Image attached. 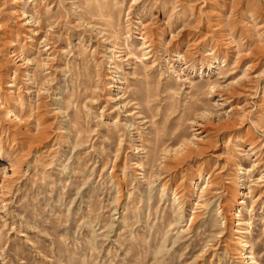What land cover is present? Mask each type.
<instances>
[{
    "label": "rangeland",
    "instance_id": "rangeland-1",
    "mask_svg": "<svg viewBox=\"0 0 264 264\" xmlns=\"http://www.w3.org/2000/svg\"><path fill=\"white\" fill-rule=\"evenodd\" d=\"M228 1L0 0V264H237V221L264 264V0Z\"/></svg>",
    "mask_w": 264,
    "mask_h": 264
},
{
    "label": "bare ground",
    "instance_id": "bare-ground-1",
    "mask_svg": "<svg viewBox=\"0 0 264 264\" xmlns=\"http://www.w3.org/2000/svg\"><path fill=\"white\" fill-rule=\"evenodd\" d=\"M228 1V0H227ZM243 1V0H242ZM226 2V1H225ZM229 2V1H228ZM234 2H236V1H234ZM241 2V0H239V1H237V3H240ZM246 2V1H245ZM229 4H231V3H229ZM234 4V3H233ZM243 4V3H242ZM107 6V5H106ZM111 6H113V5H110V7ZM226 6H228V5H226ZM238 6V4H235V5H233L232 7H237ZM242 6V5H241ZM247 6V5H246ZM230 7H231V5H230ZM250 7V6H249ZM254 7V6H253ZM105 8H107V7H105ZM186 9V6H185V8H184V10ZM244 9V8H243ZM242 9V10H243ZM251 9V8H250ZM256 9V8H255ZM233 10V9H232ZM235 10V9H234ZM238 10V9H237ZM246 12H247V10H245ZM244 11V12H245ZM183 12V11H182ZM185 12V11H184ZM235 12V11H234ZM243 12V11H242ZM231 13H233L232 11H231ZM254 13H255V11H254ZM236 14V13H235ZM235 14H233V16L235 15ZM240 14H242V13H240ZM245 14V13H244ZM243 14V15H244ZM243 15H242V17H243ZM253 15V14H252ZM255 15V14H254ZM260 15V14H259ZM248 16V15H247ZM258 16V15H257ZM260 18V17H259ZM219 25V24H218ZM223 25V24H222ZM218 28V27H217ZM223 30L225 31V29L223 28ZM220 31V30H219ZM223 31V32H224ZM5 33V32H4ZM7 33V32H6ZM8 34V33H7ZM4 35H6V34H4ZM3 35V36H4ZM141 35H143V42H142V48H149L150 49V46L148 45V44H150L149 43V41H147L146 40V38L147 39H149V37H150V35L149 34H146L144 31L143 32H141ZM228 35V34H227ZM251 35V34H250ZM252 36V35H251ZM250 36V37H251ZM220 37V36H219ZM226 38H227V36H225ZM250 37H249V39H250ZM5 38H7V37H5ZM9 38H10V36H9ZM223 38V37H222ZM220 39V38H219ZM248 39V38H247ZM253 39V38H252ZM251 39V40H252ZM224 40V39H223ZM233 40V39H232ZM3 41V40H2ZM219 41V40H218ZM227 41V40H226ZM257 41V40H256ZM220 42H221V40H220ZM232 42V41H231ZM230 42V43H231ZM223 43V42H222ZM48 44V43H47ZM226 44H227V42H226ZM3 45V44H2ZM225 45V44H224ZM229 44H227V46H228ZM256 45V44H255ZM1 46V45H0ZM13 46V45H12ZM262 46V45H261ZM16 47V46H15ZM251 47V46H250ZM249 47V49H252V47L250 48ZM13 48V47H12ZM238 48H239V45H238ZM259 48V47H258ZM17 49V48H16ZM256 49V48H255ZM151 50V49H150ZM228 50V49H227ZM234 50V49H233ZM248 50V49H247ZM264 50V49H263ZM263 50H262V52H263ZM17 51V50H16ZM238 51V50H237ZM251 51V50H250ZM255 51V50H254ZM253 51V52H254ZM260 51V50H259ZM240 52H241V50H240ZM252 52V51H251ZM250 52V53H251ZM257 52V51H256ZM261 52V51H260ZM146 53V52H145ZM237 53H239V52H237ZM237 53H235V54H237ZM242 54H243V52H241ZM241 53H239L240 55H241ZM224 54H225V52H224ZM264 54V53H263ZM144 55V54H143ZM146 55V54H145ZM248 55H250V54H248ZM237 56H239V55H237ZM255 56V55H254ZM256 56H257V54H256ZM263 56V55H262ZM239 57H241V56H239ZM243 57H244V55H243ZM259 57H261V56H259ZM242 59V58H241ZM259 59V58H258ZM1 60V59H0ZM2 63V61L0 62V64ZM3 65V64H2ZM2 65H0V72H3L2 71ZM3 74V73H2ZM15 74V73H14ZM10 76V75H9ZM8 79V78H7ZM4 85H7V81L4 79V77L2 76V75H0V89L4 86ZM9 85V84H8ZM7 85V86H8ZM12 86H13V84H12ZM13 91L14 90H11L10 92H12L13 93ZM9 92V91H8ZM10 95V94H9ZM13 95V94H12ZM14 96H18L19 97V95H13V97ZM20 101L19 100V98L18 99H16V101ZM15 101V102H16ZM17 101V102H18ZM13 103V102H12ZM19 103V104H18ZM18 103H16V104H18L20 107L19 108H21V110L23 111L24 110V108H23V104H21V102H18ZM8 109V108H7ZM15 109H16V107H15ZM14 109V110H15ZM8 111V110H7ZM9 112V114L10 113H13V111H11V110H9L8 111ZM16 114V113H15ZM15 114H13V116H16ZM19 116H16L15 118H18ZM22 117V116H21ZM15 118H13V120L15 119ZM28 118V117H27ZM19 121H22V118H20L19 117V119H18ZM24 120V119H23ZM26 120V119H25ZM19 121H16V123L14 124V125H12V127H13V130H14V132L15 133H21V134H23L24 133V131L23 130H25L26 128H25V126L27 127V123H21V122H19ZM28 121V120H27ZM23 122V121H22ZM30 124V123H29ZM28 127H30V126H28ZM25 128V129H24ZM40 128H42V127H40ZM39 128V129H40ZM29 129V128H28ZM38 129V130H39ZM26 131H28V130H26ZM15 135V134H14ZM43 135V133H41L40 132V134H38L37 136H38V138L39 137H41ZM14 137H17V136H14ZM33 139V138H32ZM171 142V141H170ZM164 147H165V145H163ZM167 148V147H166ZM172 150V149H171ZM188 151V150H187ZM175 152L177 153V155L179 156V157H182V158H186V147L185 148H183L182 150H175ZM0 154H1V151H0ZM169 157V156H168ZM170 157H171V155H170ZM171 158H173V157H171ZM170 159V158H169ZM175 160V159H174ZM202 171V170H201ZM209 171V170H208ZM213 174V173H212ZM219 174V173H218ZM222 177H223V175H222ZM212 183V182H211ZM212 185V184H211ZM236 188H238L239 189V183H236ZM216 186H218V185H216ZM212 187V186H211ZM224 187V186H223ZM226 188V187H225ZM234 188V187H233ZM238 189H236L234 192H233V194H234V198L236 199L237 198V196H238V193H237V191H238ZM227 190V189H226ZM232 195V194H231ZM233 198V199H234ZM241 201V200H240ZM237 206V205H236ZM238 207V206H237ZM236 210V209H235ZM231 211V210H230ZM230 215H231V221H232V217H236L237 216V212L236 211H234V210H232L231 212H230ZM229 216V215H228ZM228 219V218H227ZM194 222V221H193ZM244 223H243V221L241 222V221H237L236 223H231V224H229V226H228V229L230 230V234H229V238L227 239V243H225L226 244V246H227V249L228 250H230L231 252H232V254H233V257H234V260H235V262L237 263V264H244L245 262H246V260L248 259V258H250L249 257V255H247L245 252H243V250H244V248H245V246L247 245L246 243H244V239H243V237L241 236V237H236V233H238V232H241V233H249L248 231H246V230H248V229H246V230H241L240 231V229L238 228L240 225H243ZM226 225V224H225ZM227 228V227H226ZM225 229V228H224ZM244 229V228H243ZM208 250V249H207ZM210 251V250H209ZM215 252V251H214ZM206 254V253H205ZM216 254V253H215ZM204 256V255H203ZM202 258V257H201ZM200 259V258H199ZM207 262V261H206Z\"/></svg>",
    "mask_w": 264,
    "mask_h": 264
}]
</instances>
